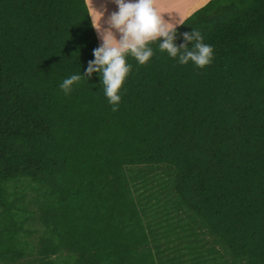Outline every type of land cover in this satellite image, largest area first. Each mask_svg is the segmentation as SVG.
I'll use <instances>...</instances> for the list:
<instances>
[{
  "label": "trees",
  "instance_id": "trees-1",
  "mask_svg": "<svg viewBox=\"0 0 264 264\" xmlns=\"http://www.w3.org/2000/svg\"><path fill=\"white\" fill-rule=\"evenodd\" d=\"M203 69L159 47L112 111L86 0H0V264H264V0H208ZM184 50L181 49V52Z\"/></svg>",
  "mask_w": 264,
  "mask_h": 264
},
{
  "label": "clouds",
  "instance_id": "clouds-1",
  "mask_svg": "<svg viewBox=\"0 0 264 264\" xmlns=\"http://www.w3.org/2000/svg\"><path fill=\"white\" fill-rule=\"evenodd\" d=\"M113 2L117 5L118 11L112 12L105 21L106 9L103 11L96 9L91 0V24L100 36L102 44L94 49V60L89 62L83 75H71L60 84L65 95L73 90L76 82L96 73L105 86V95L112 106V111H117L121 101L119 93L130 70V65L126 63V55L131 54L140 65H145L153 56V51L148 45L157 40L163 41L159 47L170 57L176 58L179 53L178 63L181 65L192 62L199 69L210 65L214 50L212 46L202 43L203 36L199 31L192 30L190 34L184 35V40L191 44V48L188 43L179 47L174 44L177 24L164 19L155 8V0ZM104 24H107V27H104ZM181 49L184 51L181 52Z\"/></svg>",
  "mask_w": 264,
  "mask_h": 264
},
{
  "label": "crops",
  "instance_id": "crops-1",
  "mask_svg": "<svg viewBox=\"0 0 264 264\" xmlns=\"http://www.w3.org/2000/svg\"><path fill=\"white\" fill-rule=\"evenodd\" d=\"M178 3H179V0H155V8L164 17L166 21L168 22L174 21L172 20L173 16L177 15V12L180 11V8L178 7ZM86 4L88 6L89 13L91 15L92 13L91 0H86ZM92 5L98 10L103 11L104 9H106V11L104 12L105 21L108 19V17L110 16L112 12L118 11L117 5L113 2V0H92ZM104 27H107V24H104ZM96 34H97L99 46H100L102 43L100 41V37L97 31H96Z\"/></svg>",
  "mask_w": 264,
  "mask_h": 264
},
{
  "label": "rangeland",
  "instance_id": "rangeland-1",
  "mask_svg": "<svg viewBox=\"0 0 264 264\" xmlns=\"http://www.w3.org/2000/svg\"><path fill=\"white\" fill-rule=\"evenodd\" d=\"M207 1L208 0H179L178 7L180 8V11L177 12V15L173 16L172 20L174 21H169V23L179 24L181 20H183L186 16H188L191 12H193L197 8L201 7ZM117 38H119L118 34H117ZM100 41L102 43L101 38Z\"/></svg>",
  "mask_w": 264,
  "mask_h": 264
}]
</instances>
